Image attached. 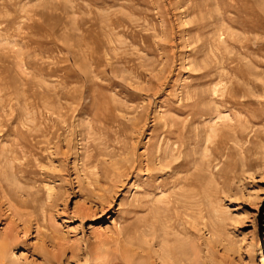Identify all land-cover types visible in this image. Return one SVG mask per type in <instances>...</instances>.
Returning <instances> with one entry per match:
<instances>
[{
	"label": "rangeland",
	"instance_id": "rangeland-1",
	"mask_svg": "<svg viewBox=\"0 0 264 264\" xmlns=\"http://www.w3.org/2000/svg\"><path fill=\"white\" fill-rule=\"evenodd\" d=\"M262 18L264 0H0V233L29 210L11 196L39 220L14 260L264 264Z\"/></svg>",
	"mask_w": 264,
	"mask_h": 264
},
{
	"label": "bare ground",
	"instance_id": "bare-ground-1",
	"mask_svg": "<svg viewBox=\"0 0 264 264\" xmlns=\"http://www.w3.org/2000/svg\"><path fill=\"white\" fill-rule=\"evenodd\" d=\"M208 1V0H207ZM217 1V0H216ZM210 2H211V0H210ZM214 2V1H213ZM200 4V3H199ZM208 5V4H207ZM229 5V4H228ZM218 6V5H217ZM220 6V5H219ZM225 6V5H224ZM202 7V6H201ZM229 6H226V8H228ZM199 8V7H198ZM217 8V7H216ZM224 8V7H223ZM229 9V8H228ZM236 9V8H235ZM234 9V10H235ZM233 10V9H232ZM210 11V10H209ZM221 11V10H220ZM237 12H239L238 11V9L236 10ZM214 12V11H213ZM217 12V11H216ZM228 12H229V10H228ZM206 13V12H205ZM217 13H220V12H217ZM224 13V12H223ZM210 14H211V12H210ZM209 14V15H210ZM216 14V13H215ZM226 14V13H225ZM243 14H244V12H243ZM222 16H224V14H221ZM259 15V14H258ZM226 16V15H225ZM228 16V15H227ZM260 17V16H259ZM221 18V17H220ZM219 18V19H220ZM225 18V17H224ZM227 18V17H226ZM238 18V17H237ZM260 19H261V17H260ZM260 19H258V20H260ZM262 19H264V18H262ZM222 20V19H221ZM225 20V19H224ZM226 22H227V20H225ZM232 21H234V20H232ZM240 21V20H239ZM253 21V20H252ZM255 21H256V19H255ZM225 22V23H226ZM245 22V21H244ZM224 23V22H223ZM210 24V23H209ZM252 24H253V22H252ZM251 25V24H250ZM249 25V26H250ZM257 25H258V27H260L261 26V24H260V26H259V22L258 23H256V27H257ZM214 26H216V25H214ZM213 26V27H214ZM233 26V25H232ZM248 26V28L250 29V31H251V27H249ZM255 26H254V28L252 29V31L253 30H258V31H260L259 29H258V27H257V29H255ZM217 27V26H216ZM243 27V26H242ZM220 28V27H219ZM228 28V27H227ZM261 32V31H260ZM226 43V42H225ZM243 44V43H242ZM218 49V48H217ZM225 50H228V49H225ZM231 51V50H230ZM227 52V51H226ZM25 191V190H24ZM20 193H23V191H22V188L19 190V192H18V194H20ZM24 194H26V195H30L31 194V192L29 193V191L28 192H26V193H24ZM19 196V195H18ZM10 199L12 200V201H14L17 205H21V206H23V207H25V208H28L29 210H27V211H21V210H16L15 208H12V207H15L14 205H12L11 203H10V208H8V209H11V213L13 214V216L14 217H17L16 219H19L18 220V222L20 221L21 222V225H20V222L18 223H16L15 221V219H14V222H15V226L14 227H12V228H10V230L9 231H5V232H3V233H0V264H20V262H19V258L18 259H16V260H14V257H15V255H14V249L18 246V244H19V242H18V240H19V236H18V234H19V232H18V229H20L21 228V231L20 232H23L24 234H29L30 232L29 231H31V227H33V224H37L38 222H39V220H38V217H36L35 218V222H34V220H33V214H35L36 215V213H37V209H36V207H35V205L33 206V205H31V204H27V203H23L22 201H20L19 199H17V198H15V196H11L10 197ZM23 200V199H22ZM25 200V199H24ZM45 203V202H44ZM42 204L43 205V207H42V210H45L46 211V204ZM15 204V205H16ZM0 215H1V213H0ZM34 215V216H35ZM37 216V215H36ZM40 218V217H39ZM12 222V221H11ZM10 223V222H9ZM20 226V227H19ZM29 232V233H28ZM28 236V235H27ZM20 241V240H19ZM120 241V240H119ZM264 247V246H263ZM115 252V251H114ZM121 252V251H120ZM162 252V251H161ZM141 253H144V252H141ZM105 254V256H104V259H106L107 261L109 260V259H117L118 260V264L119 263H121V264H131V263H133V260H134V258H136V257H143V255L142 254H140V253H131V252H129V251H126V252H121V253H119V252H116V253H113V252H107L106 251V253H104ZM179 254H180V252H179ZM88 255V254H87ZM20 256V258H21V256L22 255H19ZM84 256H86V252H85V255ZM90 256V255H89ZM95 256H97V255H95ZM46 259V258H45ZM100 259H101V257H98V264H107L106 263V261L104 262V261H100ZM161 261H163L161 258H159ZM168 259V258H167ZM264 259V258H263ZM49 262H47V264H55L54 262H53V260H51V259H49L48 260ZM59 261V263L61 264V260L59 259L58 260ZM87 261V260H86ZM135 261H137V260H135ZM138 261H140V260H138ZM164 263V262H163ZM109 264V263H108ZM161 264H162V262H161Z\"/></svg>",
	"mask_w": 264,
	"mask_h": 264
}]
</instances>
